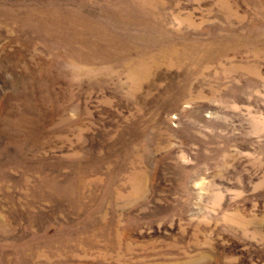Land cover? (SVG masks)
Here are the masks:
<instances>
[{"label":"rangeland","instance_id":"1","mask_svg":"<svg viewBox=\"0 0 264 264\" xmlns=\"http://www.w3.org/2000/svg\"><path fill=\"white\" fill-rule=\"evenodd\" d=\"M0 264H264V0H0Z\"/></svg>","mask_w":264,"mask_h":264}]
</instances>
